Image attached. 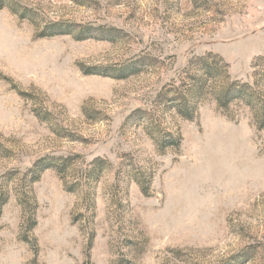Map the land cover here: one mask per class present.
<instances>
[{"label": "rangeland", "instance_id": "374dc122", "mask_svg": "<svg viewBox=\"0 0 264 264\" xmlns=\"http://www.w3.org/2000/svg\"><path fill=\"white\" fill-rule=\"evenodd\" d=\"M0 264H264V0H0Z\"/></svg>", "mask_w": 264, "mask_h": 264}, {"label": "trees", "instance_id": "16d2710c", "mask_svg": "<svg viewBox=\"0 0 264 264\" xmlns=\"http://www.w3.org/2000/svg\"><path fill=\"white\" fill-rule=\"evenodd\" d=\"M61 34V33H59ZM204 67H207V65L203 64ZM208 69V67H207ZM206 74H209V75H213V70L211 69H208L207 73ZM246 85L242 84L239 86V88L236 90V91H232L233 88H225L223 89L218 95H217V104L219 107L221 108H225L226 107V104L228 103V101H230V96L232 94H237V95H240L242 96V93H244L245 89H246ZM198 96V95H197ZM179 114H183V116H185L186 119H191L192 116L191 115H184L185 113L182 112L181 110H179ZM40 162L35 166L34 168V171L37 170L36 173H38L39 171L38 170H42L43 168L39 166ZM38 168V169H37ZM143 191V190H142Z\"/></svg>", "mask_w": 264, "mask_h": 264}]
</instances>
